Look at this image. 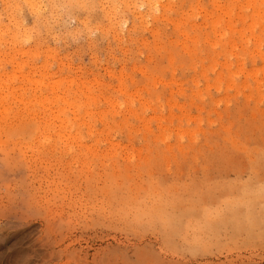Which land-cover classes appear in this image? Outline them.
I'll use <instances>...</instances> for the list:
<instances>
[{
    "label": "rangeland",
    "instance_id": "1",
    "mask_svg": "<svg viewBox=\"0 0 264 264\" xmlns=\"http://www.w3.org/2000/svg\"><path fill=\"white\" fill-rule=\"evenodd\" d=\"M254 11L0 0V264H264Z\"/></svg>",
    "mask_w": 264,
    "mask_h": 264
},
{
    "label": "bare ground",
    "instance_id": "2",
    "mask_svg": "<svg viewBox=\"0 0 264 264\" xmlns=\"http://www.w3.org/2000/svg\"><path fill=\"white\" fill-rule=\"evenodd\" d=\"M30 1V0H29ZM249 2H250V4L252 5V6H254L255 7V14L253 15V18H252V22H251V26H252V28H255L256 26H257V18H260L261 16H263L264 14H263V9L261 8V7H258L257 5H256V3H255V0H248ZM33 4V3H32ZM229 13H231L230 11H229ZM231 21V20H230ZM244 23H246V21L244 20ZM1 28V27H0ZM6 29V28H5ZM4 29V30H5ZM9 31V30H8ZM10 32V31H9ZM3 33V32H2ZM8 33V32H7ZM15 34V33H14ZM13 34V35H14ZM18 35V34H17ZM1 37V36H0ZM14 40V39H13ZM3 41V40H2ZM11 42V41H10ZM14 44V43H13ZM15 47V46H14ZM4 51V50H3ZM18 51V50H17ZM0 55H2V54H0ZM2 57H3V55H2ZM12 58V57H11ZM13 58H14V56H13ZM0 60H1V58H0ZM14 64V63H13ZM18 66V65H17ZM1 67V66H0ZM18 67H20V65L18 66ZM17 68V67H16ZM1 69V68H0ZM19 71H21V69L19 68ZM28 78H29V76H27ZM30 79V78H29ZM124 79V78H123ZM31 80V79H30ZM60 81H58V82H54L53 84H52V90H54L55 92H56V94H57V90H56V88H57V86H58V83H59ZM36 84L38 83V82H35ZM121 83H122V86L124 85L125 86V82L122 80L121 81ZM1 84H2V82L0 81V86H1ZM123 86V87H124ZM126 91H128V90H126ZM57 96V100L59 101V100H61V97H59L58 96V94L56 95ZM88 103H89V101L90 100H92L93 99V101L96 99H98V97H96L95 95H90L89 94V92H88ZM46 100H47V98H43V99H41L40 100V104H42V106H45L46 105ZM98 101V100H97ZM97 101H95V102H97ZM64 103L66 104V105H68V107L69 106H75V103H76V100H74V101H71V100H65L64 101ZM90 103H91V101H90ZM113 103H117L116 101L115 102H113ZM116 105V104H115ZM65 107V106H64ZM78 107L79 108H81L82 107V105H78ZM116 107V106H115ZM79 108H77V109H79ZM62 109L61 110H58V114L56 115V119H57V121L59 120L60 121V125L59 126H61V127H65V126H67L68 127V125H70V123H71V121L68 119V118H63L62 117ZM77 113V112H76ZM84 118V117H83ZM83 118H81V119H83ZM55 119V120H56ZM71 119V118H70ZM83 121H84V119H83ZM83 121H82V123H83ZM41 122V121H40ZM77 122V121H76ZM84 122H86V120L84 121ZM86 124H87V122H86ZM42 125V124H41ZM88 125H89V123H88ZM91 125V124H90ZM89 125V126H90ZM39 126H40V123H39ZM42 127V126H41ZM90 128H92V126L90 127ZM63 131V130H62ZM43 134V133H42ZM68 134H70V133H68ZM77 135V134H76ZM161 135H165L164 133H161ZM72 136V135H71Z\"/></svg>",
    "mask_w": 264,
    "mask_h": 264
}]
</instances>
